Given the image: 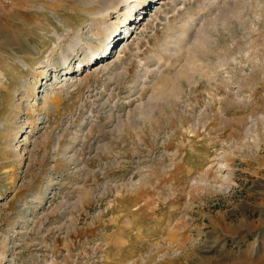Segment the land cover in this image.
I'll return each instance as SVG.
<instances>
[{
	"label": "rangeland",
	"instance_id": "374dc122",
	"mask_svg": "<svg viewBox=\"0 0 264 264\" xmlns=\"http://www.w3.org/2000/svg\"><path fill=\"white\" fill-rule=\"evenodd\" d=\"M0 264H264V0H0Z\"/></svg>",
	"mask_w": 264,
	"mask_h": 264
},
{
	"label": "bare ground",
	"instance_id": "6f19581e",
	"mask_svg": "<svg viewBox=\"0 0 264 264\" xmlns=\"http://www.w3.org/2000/svg\"><path fill=\"white\" fill-rule=\"evenodd\" d=\"M122 2H123V1H122ZM123 3H124V2H123ZM138 3H140V1H139V2L137 1V4H138ZM119 4H121V3H118V5H119ZM143 4H144V3H143ZM144 5H145V4H144ZM139 8H140V7H139ZM133 14H134V13H132V15H133ZM35 54H37V53H35ZM66 63H67V58H65L64 61H63V64H66ZM67 68H68V67H67ZM66 74H67V73H66Z\"/></svg>",
	"mask_w": 264,
	"mask_h": 264
}]
</instances>
